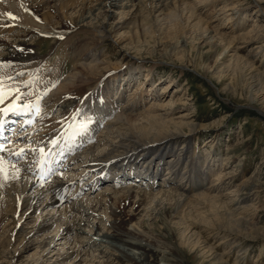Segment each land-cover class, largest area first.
I'll use <instances>...</instances> for the list:
<instances>
[{
	"label": "bare ground",
	"instance_id": "6f19581e",
	"mask_svg": "<svg viewBox=\"0 0 264 264\" xmlns=\"http://www.w3.org/2000/svg\"><path fill=\"white\" fill-rule=\"evenodd\" d=\"M239 1L0 0V93L5 96L0 103V109L5 110L0 111V264H180L172 252L154 247L157 237L136 221L141 213H151L148 220L161 218L168 227L179 208L192 201L209 200L222 212H211L215 223L199 220L215 236H225L224 225L245 228L249 224L247 216H234L228 208L236 200L233 193L213 194L212 182L203 186L212 173L218 181L232 177L234 170L216 167L214 156L203 157L191 148L196 127L182 130L190 114L173 118L172 113L176 103L188 105L183 96L162 92L151 98L155 103L147 107L145 97L150 91L137 85L133 98L123 97L119 87L131 84L138 74L149 78L159 61L123 70L122 65L110 62V56L94 53L108 39L118 46L127 41V47L146 48L151 55L156 52L157 37L166 55L172 57L177 27L181 31L200 29L218 19L230 25L210 28L213 38L221 43L229 39L228 45L237 40L243 46L252 31L236 38L226 36L250 19L246 4ZM116 15L119 19L111 22ZM240 20L246 22L239 24ZM72 33L83 36L65 42L67 57L72 59L70 71L63 74L59 63L40 71L43 60L30 58L37 37L51 36L52 50L64 41L63 35ZM254 50L258 61L235 60L242 65V72L257 81L264 78L255 66L264 58V43ZM181 57L171 63L180 73L192 68L220 83L214 73L217 61L197 68ZM173 81L169 79V84ZM259 86L257 82L251 88L261 93ZM26 88H30L27 98L20 93ZM262 106L251 100L246 108L262 113ZM53 140L57 141L55 147ZM21 150L25 154L22 159L16 155ZM225 156V161L232 158ZM201 158L211 168L196 165ZM61 162H66L67 168ZM159 177L166 184L156 183ZM130 178H138L143 188L125 187ZM105 180L111 188L97 193ZM167 187L173 192L164 190ZM240 187L238 192L249 197L248 189ZM191 191L197 192L188 197ZM162 198L167 208L157 211ZM47 231H52L50 236L44 235ZM178 234L179 244H185L183 231ZM194 241L205 250L206 242L200 241L199 233ZM206 248L208 256L213 254L220 261L213 247Z\"/></svg>",
	"mask_w": 264,
	"mask_h": 264
},
{
	"label": "rangeland",
	"instance_id": "374dc122",
	"mask_svg": "<svg viewBox=\"0 0 264 264\" xmlns=\"http://www.w3.org/2000/svg\"><path fill=\"white\" fill-rule=\"evenodd\" d=\"M240 4H246L250 19L245 25H242L239 31L226 36L236 38L240 34H247L252 31L250 38H247L248 41L243 46L237 40L232 45H228L229 39L221 43V41L213 38L214 34L209 33L210 28L214 26L220 28L221 26L229 27L230 25V23L228 25L227 22H221L218 19L215 24L211 26L202 25L200 29H193L192 27L190 30L181 31L177 27L174 31L175 44L172 57L166 55V49L161 46V40H158L157 37L155 38L156 45H154L156 52L151 55L147 53L148 49L146 48L136 50L131 45L127 47V41L118 46L108 39H105L94 50L96 55L110 56V62L122 65L121 69L123 70L134 64L142 65L144 63L146 66L150 65L152 60L159 61L152 70L153 75L149 78L145 79L143 75L138 74L133 76L134 80L132 79L131 84L119 87L120 90L122 89L123 97L125 99L133 98L136 95H133V93H135L137 85L145 86L147 87V92L150 91V93H147V98L145 97L144 104L147 107L153 102L151 98L154 99L155 96H158L156 94L162 92L170 96H183V100L188 105L179 106L176 103L172 108V113L173 118L183 113L190 114L189 123L185 124L182 130L188 132L190 128L196 127L190 143L191 148L195 150L196 154L203 155V157L214 156L213 161L215 160L216 167L221 165L223 166L220 167L222 169L231 167L234 170L232 177L220 178L218 181H215L216 177L212 176V173L209 176L211 178L203 186L206 187L212 182L214 184L212 187L214 189L213 194L233 193L232 197L234 196L233 199L236 200L229 202L228 208L235 214L234 216H247L246 219H249L248 227H246L247 225H245V228L232 224L224 225L225 238L223 233L220 236L213 235V232L206 229V224L199 222V220L205 219L208 223H215L211 221V212L214 214L222 213L218 212L215 206L212 207L209 200L192 201L188 207L179 208L177 216L169 222L168 227L163 225L161 218L148 220L151 213L147 215L141 213L138 217L139 219L136 223H139L138 225L144 230L145 228L152 230V233L149 234L157 237L158 242L154 243L156 241L154 240L152 245L161 252H172L173 257L180 264H264V78H256L257 81L250 79L248 72H242L240 70L242 65L235 60V57H237L238 60L247 58L253 61L252 59L256 57V54H254L255 47L257 48L264 43V0H241ZM118 19V15L113 16L111 17V22H115ZM243 22L246 21L243 20ZM243 22L240 20L239 24ZM219 32L221 33L222 31ZM203 34L207 36L205 39H203ZM63 36H65L64 41L60 43L59 47L57 46L56 49L52 50L50 47L54 39L51 36H38V41L35 42V46L31 51L32 55L27 51L24 53L30 54V58L35 56L43 60L40 71L49 70L59 63L63 67L61 68L63 74L66 75L71 69L72 59L67 57L65 42L68 39L73 42V40L83 35L81 33H77V35L72 33ZM184 39L185 44L182 43ZM224 48H227V50H224ZM182 55L185 56V62L190 66H197V68L213 66L214 62L217 61L218 63L214 64L215 70L213 68L212 70H214L216 78L220 79V83L211 82L204 71L198 72L189 68V70L180 73V70L171 66V63H176ZM138 59L142 62H138ZM258 60V58H255V61ZM256 63V69L260 73H264V58L261 63ZM123 70L121 74L124 73ZM48 79L51 80L50 77ZM169 79H174L173 84H169ZM257 82L260 85L261 93H255L256 89L251 88ZM114 84L117 85L118 83ZM179 88L184 89V91L182 93L180 91L177 92L176 90ZM29 89H27L28 91L20 90V93H23L22 96L27 98ZM22 96L20 99H24ZM111 99L115 100L116 97L112 96ZM251 100H255L257 105L263 104V109L260 108L262 113L246 108V105ZM166 104H168V99L165 98L163 105L166 106ZM56 113L55 111L53 115ZM226 154L232 157L230 161L228 159L227 161L224 160ZM171 159L172 156L167 158V160ZM198 161L199 163L197 162L196 165H203L205 169L211 168V164H205L202 158ZM61 164H64L67 168L66 162H61ZM68 168L70 169V167ZM128 183L125 187L138 186L143 188L139 185L140 180L135 181L130 178ZM156 183L166 184L160 177L157 178ZM83 184L88 185L89 182H84ZM89 186L84 187L87 188ZM110 186L109 180H105L100 189L97 190V193L99 191L103 192L107 187L111 188ZM240 186L248 189L249 197L244 195V193L238 192L241 188ZM164 190L173 192L171 187H167ZM196 192H189L188 197H192ZM157 204H159L156 208L157 211L162 210L163 207L167 208V202L164 198L160 199ZM215 216L218 221H221L218 215ZM217 219L216 222H218ZM193 224H196L197 228H193ZM182 231L187 239L186 245L184 243L179 244L178 236L180 234L178 233ZM51 233L52 231H47L44 235L50 236ZM198 233L200 241L205 240L206 242L205 246L203 245L205 250L199 249L201 244L194 245V240ZM207 246L215 249L220 261H218V258L214 259L213 254L208 256ZM34 252L35 250L29 255L32 257Z\"/></svg>",
	"mask_w": 264,
	"mask_h": 264
},
{
	"label": "snow or ice",
	"instance_id": "6c2138e0",
	"mask_svg": "<svg viewBox=\"0 0 264 264\" xmlns=\"http://www.w3.org/2000/svg\"><path fill=\"white\" fill-rule=\"evenodd\" d=\"M46 94L47 93H44V95H46ZM4 99H5V96L3 95V93H0V103H3ZM0 111H5V110L4 109H0ZM51 143H52L53 147H55L57 141L53 140ZM2 151H3V147L0 146V152H2ZM40 151L43 152V149H41ZM16 155L22 159L25 154L23 153V150H21V152L16 153ZM0 159H2V157H0ZM0 171H2V169H0Z\"/></svg>",
	"mask_w": 264,
	"mask_h": 264
}]
</instances>
